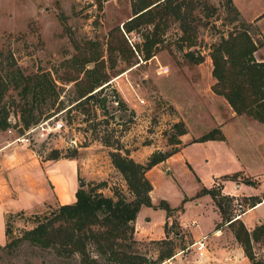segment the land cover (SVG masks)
<instances>
[{
    "label": "rangeland",
    "instance_id": "rangeland-1",
    "mask_svg": "<svg viewBox=\"0 0 264 264\" xmlns=\"http://www.w3.org/2000/svg\"><path fill=\"white\" fill-rule=\"evenodd\" d=\"M231 1L237 16L227 8L226 0H172L174 7L179 4L183 7V23L188 33L184 35L180 21L172 15L166 16L164 10V18L155 30L158 42L147 58L143 40L153 30V25L146 23L148 17L137 11L154 2L150 8L160 0H0V75L13 64L24 75L46 73L54 81L57 92V96L52 93L45 101L30 105V97L24 98L19 89L11 87L4 100L8 116L11 120H21V108L28 103L27 107L33 108L34 118L40 120L56 113V119L64 124L62 129L44 131V135L38 128L30 145L17 142L3 150L11 163H29L17 169L14 179L31 177L37 172L36 167L41 166L40 189L45 197L44 208L36 212L20 210L7 214L13 237H20L24 230L35 226L29 218L31 215L47 214L57 207L58 203L48 201L52 196L51 187L43 182L42 176L55 153L59 158L75 159L78 177L86 184L98 185V191L104 195L113 196L114 189L127 194L125 180L111 162V152L128 151L135 161L145 162L154 151L174 148L169 139L175 123H183L190 131L210 121L205 108L211 107L213 45L230 33L239 35L244 31L256 48L264 45L261 26L264 28V0ZM165 5L164 2V9ZM135 16L132 22H138L139 26L125 32L123 24L131 22ZM87 41L84 46L93 47L92 52L101 56L89 62L86 68L102 64L110 79L93 91L103 87L93 101H74L77 93L74 82L69 79L82 78L83 74L75 71L70 60L78 52L75 47ZM190 42L194 45L189 48ZM187 51H193L195 57L202 56V62H189L185 56ZM116 100L123 103L119 109ZM199 108L204 112L198 111ZM233 121L223 132L228 134L230 143L235 141L234 136L239 139L234 145L240 150L237 154L222 142H193L149 169L147 177L152 184L150 196L154 206L144 205L138 213L134 233L138 240L135 249L140 253L157 259L160 250L168 246L175 245V251L189 247L176 258L180 264H211L218 250L228 248L236 253L244 251L241 264H253L236 235L240 232L239 221L246 226L259 218L264 221V201L231 225L226 220L233 221L238 213L235 200L242 204L243 214L254 199L244 196L232 199L223 194L231 197L222 199L223 217L213 198L203 192V188H209L216 180L222 182L224 191L229 194L244 192L248 195L257 188V197H264V158L248 159L253 144L249 142L250 135L238 138L236 120ZM15 135V130L12 134L0 131L2 140H11ZM25 146L36 156L34 167L26 156ZM247 170L257 175L247 177L244 174ZM239 171L236 180L223 178ZM245 178L254 180L256 185L242 182ZM237 181L250 188L235 189ZM103 182L106 184H100ZM162 201L168 204L169 210ZM4 220L0 211V244L9 242ZM215 229L222 234L214 236ZM203 236L207 237L209 248L207 262L199 261L192 247ZM162 239L169 242H157ZM250 247L253 256L264 262V236L252 238ZM99 259L107 262L102 256ZM80 260L77 253L61 256L54 247H41L29 241L10 249L0 247V264H80Z\"/></svg>",
    "mask_w": 264,
    "mask_h": 264
},
{
    "label": "trees",
    "instance_id": "trees-1",
    "mask_svg": "<svg viewBox=\"0 0 264 264\" xmlns=\"http://www.w3.org/2000/svg\"><path fill=\"white\" fill-rule=\"evenodd\" d=\"M154 2L137 11L141 16L148 17L146 23L153 25V30L143 40V49L147 58L152 53V47L158 42L155 30L164 18V10L166 16L172 15L180 21L184 35L188 33V28L183 23L182 5L174 7L172 0H160L159 3L148 8ZM164 2L166 3L165 9ZM226 6L237 16L238 12L231 0H226ZM153 7L155 8L152 9ZM137 16L132 18L131 22L123 24L125 32H130L139 26L138 22H132ZM189 38L187 37V39ZM85 44H88V41L75 47L78 52L76 51L77 53L70 60L75 71L83 74L82 78L77 76L69 79L74 82L77 93L74 101L80 99L93 101L95 94L103 87L93 91L110 79V74L102 64L97 63L91 68H86L89 62L97 61L101 55L97 57L98 54L92 52L94 48L88 45L84 46ZM193 45L194 43L190 42L188 46L190 48ZM255 50L256 44L246 31L239 35L230 33L227 38L222 37L219 42L215 43L210 53L213 65L212 75L216 79L212 89L216 94L224 96L235 112L252 115L264 122V63L256 61L253 55ZM185 56L192 63H200L203 60L202 56L195 57L193 51H187ZM11 87L19 89L24 98L30 97V105L37 101H45L46 98L52 96V93L57 96L54 81L48 78L46 73L24 75L19 67H15L14 64L9 65L0 75V131L12 127L16 131V135H20L25 129L34 127L52 116L55 117L56 113L40 120L34 118L33 108L27 107V103L21 108V120L18 118V121L13 123L8 116L4 101ZM104 102L105 99H102V103ZM116 102L119 109L120 104L123 103L119 100ZM41 114L42 112L39 113V115ZM172 129L173 134L170 136L169 143L174 148L170 151H154L145 162L135 161L129 156L128 151H124V153L121 151L111 152V162L125 180L127 194L123 190L114 189L113 196H106L98 191V185L86 184L78 177L75 201L57 205L47 214L31 215L29 218L35 222V226L24 230L22 236L13 237L12 230L7 223V218L10 215H7L5 233L9 242L5 245L0 244L1 249H10L23 241H29L41 247H54L61 256L77 253L81 256L80 264H160L165 259L174 256L178 252L175 251V245L161 249L157 259H151L140 253L135 249L138 240L134 233V224L140 208L144 205L154 206L150 197L152 184L146 175L147 171L177 152L181 143L179 137L186 133V128L181 122L175 123ZM210 139L223 140L224 136L219 129L213 128L194 141ZM58 158V153L51 157V159ZM239 176L240 171L224 175L223 178L236 180ZM242 182L256 185V182L249 178H245ZM221 190L222 182L209 188H203V192H207L213 198L224 217L222 199L231 197L233 199L234 196H225ZM161 204L165 208H169L164 201ZM237 220L232 221L231 218H228L226 221L232 225ZM239 222L240 232L236 236L245 246L247 255L253 264H264L253 256L250 247L252 238L258 239L264 236V224L257 225L253 232H249L243 222ZM157 242L168 243L169 240L162 239ZM100 256L104 257L107 262H102L99 259Z\"/></svg>",
    "mask_w": 264,
    "mask_h": 264
},
{
    "label": "crops",
    "instance_id": "crops-1",
    "mask_svg": "<svg viewBox=\"0 0 264 264\" xmlns=\"http://www.w3.org/2000/svg\"><path fill=\"white\" fill-rule=\"evenodd\" d=\"M261 26L264 32L263 25ZM253 55L257 62L264 63V45L263 46L257 45V48L254 51ZM211 80H212V84H211L212 86L216 82V79L212 77ZM211 86H210L211 98L209 102V105L211 107L205 108L206 110L205 113L208 112V114H210L209 115L210 121L207 123L201 124V126L197 125L196 127L193 128V130H190V131L187 130V127H186V133L179 137L181 141L179 145V149H181L182 146L189 144V143H193V142H207V141L212 142V143L222 142L225 145L227 144V146L231 148L237 154L238 152H240V150L234 147V145L238 143L239 139H236V136H234L235 141L230 143L228 134L226 132L224 134L223 132V129H226L231 123L234 122L233 120H236V124H237L236 131H237L238 138L243 139L242 136L250 135L249 138H251V141L249 142L253 143L251 146L252 152H250L248 159L256 160L257 158H260V157L264 158V156H261L262 154H264V122L246 113H236L234 109L232 108V106L224 98V96L216 94L212 90ZM198 111L204 112V110H200V108ZM208 123L210 125L206 126L208 125ZM213 128L219 129L220 133L224 136L223 140L210 139V140H205V141H194L198 139L202 134L208 132L209 130ZM195 131L197 132L195 133ZM14 137L11 138V140L0 139V211H3V215L5 219H6L7 214L10 212L14 213L20 210H23L25 212L28 211L30 213L36 212V209H39L40 207L44 208V201H45V197L44 195H42V192L40 189V184H41V175L39 176V173L41 171L40 165H38L39 167H36L37 172L34 171L36 172L35 173L36 176L35 175L33 176V173H34L33 172L31 177H22L21 179H18V178L14 179L13 177V174L17 171L18 168L20 169L24 167L25 164H29L27 162V163L19 165L20 161H15L14 164L11 163V161H9L7 152L3 151L10 145L17 143V142H14ZM26 146L24 148V151H26L25 152L26 156L31 159L29 161L30 164L31 163L34 164L33 165L34 167L35 161H37L36 156L33 150ZM50 162L51 163H49V165L47 166V168L45 169L42 175L44 178L43 182H45L47 186L51 187L52 196H51V199L48 201L52 204L58 203V205L74 202L75 192L78 188V162L73 158H58V159H53ZM244 174L247 177H254V175H257V173H254V172L250 173L248 172V170ZM217 183L218 182L214 180L211 186ZM236 183L237 185L235 189H239L242 186L243 188L246 186L247 187L249 186L250 188V185H246L242 182L237 181ZM256 189L257 188H254L253 192L251 190L250 192L251 194H248V195H245L244 192L242 194L238 192H232L229 194L224 191L223 186H222L221 191H222V194H227L229 196H234V197L244 196L247 198H251L252 200L254 199V201L251 202L249 208H247V210H245V212H243V214H241V216L239 217V219L242 220L243 216L256 210L255 208L264 201V197H261V198L257 197L258 195L257 193H255ZM137 218H138V215H137ZM137 218L135 220V227L137 226V223H138ZM192 221L194 223L196 222L195 220H192ZM5 222L6 220H4V228H5ZM260 224H264V221L259 218V219H256V221L253 224L247 225V226L245 225V227L249 232H251L257 225H260ZM213 232H214L213 233L214 236L218 234H222L221 231L218 229H215ZM1 244H5V243H1ZM227 249L228 248L218 250V252H216L217 254L214 255V258L211 264H241L243 263L242 261H244V258H243L244 251L243 253H240V251L236 253L234 250H227ZM240 258H243V259L241 260Z\"/></svg>",
    "mask_w": 264,
    "mask_h": 264
},
{
    "label": "built area",
    "instance_id": "built-area-1",
    "mask_svg": "<svg viewBox=\"0 0 264 264\" xmlns=\"http://www.w3.org/2000/svg\"><path fill=\"white\" fill-rule=\"evenodd\" d=\"M137 38L140 39L139 36ZM116 104H117V102H116ZM55 117L52 116L49 119L40 122L38 125H36L34 127H30L28 129H25L22 134L15 135L14 142H20V143L25 144V145H30L31 144V138L33 137L32 135L38 128L40 129L41 135L45 134L44 131L49 133L53 130L62 129V127L64 125L62 120L61 119H55ZM11 121L13 123H16V120H11ZM13 130L14 129L12 127H10L6 131L9 134H12ZM235 201H236V211H238V213L233 217V220L239 218L241 216V212H242L241 211L242 204L239 203L237 200H235ZM192 247L194 248V251H195L196 256L198 257L199 261L207 262L209 260L210 256H209V248H208V242H207L206 236L195 241L193 243ZM187 250H189V247L187 249H183V250L178 251L174 256L165 259L160 264H180L176 260V258L178 256L179 257L182 256Z\"/></svg>",
    "mask_w": 264,
    "mask_h": 264
}]
</instances>
